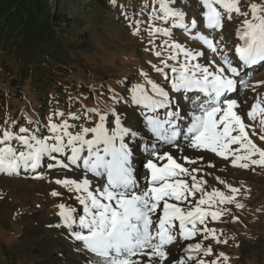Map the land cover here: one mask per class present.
<instances>
[{"label": "snow or ice", "instance_id": "6c2138e0", "mask_svg": "<svg viewBox=\"0 0 264 264\" xmlns=\"http://www.w3.org/2000/svg\"><path fill=\"white\" fill-rule=\"evenodd\" d=\"M181 3L152 0L145 29L151 45L145 51L159 61L148 63L166 86L140 69L144 82L109 89L111 103L103 110L81 104L67 115L54 110L34 128L32 120L15 131L0 127V174L23 173L74 194L79 207L58 203L56 226L85 254V264H229L214 247L228 241L209 224L222 222L227 205L244 207L241 188L219 175L215 180L226 190L210 185L205 176L213 172L201 165L264 168V94L256 92L264 81L246 79L264 64V2L198 0L199 21L188 19ZM234 18L235 62L224 36L216 38ZM142 23L129 24L133 35ZM174 30L201 47L179 42ZM242 88L256 93L243 114L235 98ZM128 106L138 110L139 125L124 111Z\"/></svg>", "mask_w": 264, "mask_h": 264}, {"label": "rangeland", "instance_id": "374dc122", "mask_svg": "<svg viewBox=\"0 0 264 264\" xmlns=\"http://www.w3.org/2000/svg\"><path fill=\"white\" fill-rule=\"evenodd\" d=\"M102 1L105 4L100 5L95 1V5L92 0H84L87 17L77 35L83 40L75 44L78 51L68 52L75 57L68 72L57 69V59L50 56L46 61L31 58L21 40L13 36L0 37V127H13L15 131L19 126H29L27 121L32 120L34 123L31 127L34 128L38 123H46L54 110L59 109L67 115L69 111L79 112L81 104L103 110L111 103L109 89L121 91L125 85L130 89L132 85L144 82L139 74L140 69L148 72L149 77L157 83L166 86L164 78L152 71L148 63L158 64V59L145 51L151 47L145 29L149 23L152 0H117L122 8L114 7L109 0ZM49 2L53 5V0ZM62 2L50 10L51 14L60 9L62 11ZM181 7L188 19L196 18L199 21L202 9L198 6V0H182ZM64 9V15L78 17L76 10ZM135 20L143 22L138 36L133 35L129 27ZM238 23V18L231 22L225 20L223 31L216 33L217 39L220 35L224 36L221 43L226 45L234 62L232 52L239 43L235 36ZM85 29L87 33L84 34ZM71 31L75 32L73 29ZM58 38L62 41V34ZM174 38L186 46L201 47L199 42L192 41L182 30H174ZM65 43H68L67 37ZM159 43L160 40H157ZM89 44L92 46L89 47ZM21 56L30 62L20 60ZM59 57L64 58L63 54H59ZM246 79L250 83L264 81V64L250 69ZM256 92L264 94V85L258 87ZM255 95L251 89L242 88L240 95L235 97L241 102L239 111L242 114L250 109ZM124 111L135 119L137 125L140 124L142 117L137 109L128 106ZM13 121L16 122L15 126ZM213 159L218 161L219 158ZM201 166L204 172H213V175L205 176L210 185L226 190L215 180V176L219 175L241 188L237 199L244 205L243 208L227 205L230 211L222 217V222L209 224V227L218 229L222 240L228 241L227 244H214V247L230 257L229 264H258L264 259V168L254 166V170H245L229 165L227 171H221L222 163L216 169H209L203 163ZM204 172L200 175L204 176ZM53 189L63 195L52 197L50 192ZM70 197H74V194L67 193L48 180L10 179L0 174V264H85V254L78 251L65 229L56 226L60 223L56 207L58 203L79 207L78 202ZM234 217L237 219L234 220ZM176 255L183 256L184 253L178 251Z\"/></svg>", "mask_w": 264, "mask_h": 264}, {"label": "trees", "instance_id": "16d2710c", "mask_svg": "<svg viewBox=\"0 0 264 264\" xmlns=\"http://www.w3.org/2000/svg\"><path fill=\"white\" fill-rule=\"evenodd\" d=\"M95 1L100 5L105 4L102 0H92L93 4ZM60 2L62 0H53L52 5L49 0H0V37L13 36L17 40H21L31 58L37 61H46L50 59L48 58L50 56L57 59V69L68 72L72 69L73 59H75L68 52L70 50L78 51L75 44L78 40L82 41L83 39L77 35L85 23L87 13L83 7L84 0H63L62 11L60 9L51 14L50 10L61 5ZM63 9L76 10L78 17L70 18L64 15ZM72 29L75 30L74 33L71 31ZM85 33H87L86 29ZM59 34L63 36L62 41L58 38ZM65 37H67L68 43H65ZM39 46L41 48L36 50ZM59 54H63L64 58L59 57ZM23 59L21 56L20 60ZM262 262L264 259L258 261V264H262Z\"/></svg>", "mask_w": 264, "mask_h": 264}]
</instances>
